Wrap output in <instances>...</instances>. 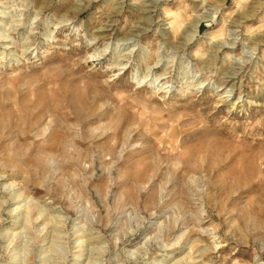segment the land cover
Segmentation results:
<instances>
[{
    "label": "rangeland",
    "instance_id": "rangeland-1",
    "mask_svg": "<svg viewBox=\"0 0 264 264\" xmlns=\"http://www.w3.org/2000/svg\"><path fill=\"white\" fill-rule=\"evenodd\" d=\"M0 264H264V0H0Z\"/></svg>",
    "mask_w": 264,
    "mask_h": 264
},
{
    "label": "bare ground",
    "instance_id": "bare-ground-1",
    "mask_svg": "<svg viewBox=\"0 0 264 264\" xmlns=\"http://www.w3.org/2000/svg\"><path fill=\"white\" fill-rule=\"evenodd\" d=\"M49 261V260H48Z\"/></svg>",
    "mask_w": 264,
    "mask_h": 264
}]
</instances>
